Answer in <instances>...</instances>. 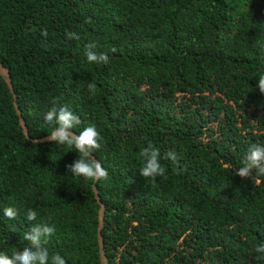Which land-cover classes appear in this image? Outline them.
<instances>
[{"label":"trees","instance_id":"1","mask_svg":"<svg viewBox=\"0 0 264 264\" xmlns=\"http://www.w3.org/2000/svg\"><path fill=\"white\" fill-rule=\"evenodd\" d=\"M90 42L107 65L87 61ZM0 62L32 139L0 74V252L28 246L31 208L55 226L50 253L102 264L96 185L109 264H264V176L236 175L264 145V0H0ZM53 98L80 116L74 133L104 137L93 156L108 180L72 175L78 152L33 141L53 130ZM148 142L167 169L155 180L138 170Z\"/></svg>","mask_w":264,"mask_h":264},{"label":"clouds","instance_id":"2","mask_svg":"<svg viewBox=\"0 0 264 264\" xmlns=\"http://www.w3.org/2000/svg\"><path fill=\"white\" fill-rule=\"evenodd\" d=\"M42 35L47 37L46 29ZM66 36L68 39H80L76 32L69 31ZM85 47V55L89 63L107 65L110 62L108 54L94 51L97 47L95 42H90ZM96 87L95 83L88 85L93 94H95ZM257 87L264 94V74L259 76ZM51 103L53 106L44 117L47 124L54 125L49 133L50 141L59 146H66L69 151L75 150L79 153V158L67 166L70 173L96 183L108 180L107 169L93 156V153L100 150L105 142L96 126L88 125L78 131V135L74 134L73 130L80 128L83 123L80 116L67 104L60 103L57 98H53ZM139 156L143 160V165L138 170L145 179L155 180L158 176L166 175L167 169L161 163V151L152 142H148L141 148ZM163 159L177 162L178 156L175 151H168ZM236 175L245 179L252 178L254 182H258V177L264 176V145L253 144L248 148L243 157L242 166L237 169ZM3 214L9 219H15L18 216V210L12 206L5 207ZM25 216L27 221L35 222L30 231L24 234V239L29 242L28 246L11 256L0 252V264H67L66 259L60 253L52 254L47 247L50 237L55 234V226L45 220H38V213L34 209L29 208ZM255 251L258 253L256 259L264 260V242L258 244Z\"/></svg>","mask_w":264,"mask_h":264},{"label":"water","instance_id":"3","mask_svg":"<svg viewBox=\"0 0 264 264\" xmlns=\"http://www.w3.org/2000/svg\"><path fill=\"white\" fill-rule=\"evenodd\" d=\"M0 74L6 78V82H7L8 86H9L11 92L14 94V99H15L14 105H15V108L17 110V113L20 116V123H21V126L23 127L24 133L30 140H32L31 137H30V134H29V128H28V126L26 124L25 119L22 116V112H21V110L19 108V105H18V103L16 101L17 97H16L15 90H14V87H13L10 71L1 62H0ZM74 134H76V133H74ZM33 141L38 142V143H43V142H49L50 139H49V137H45V138H38V139H35ZM94 191H95V194H96L97 201H98V203L101 206L100 207V212H99V228H98L99 251H100L101 261H102V264H109L107 256H106V253H105L104 238H103V235H102V229L104 227V216H105L104 211H105V207L101 203V199H100V197L98 195V189H97L96 185H94Z\"/></svg>","mask_w":264,"mask_h":264}]
</instances>
